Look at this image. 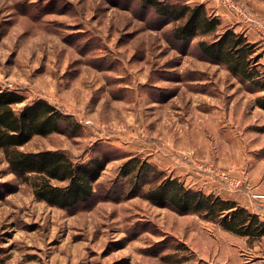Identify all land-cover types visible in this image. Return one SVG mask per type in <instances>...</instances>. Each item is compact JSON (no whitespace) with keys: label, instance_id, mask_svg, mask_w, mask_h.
Listing matches in <instances>:
<instances>
[{"label":"rangeland","instance_id":"rangeland-1","mask_svg":"<svg viewBox=\"0 0 264 264\" xmlns=\"http://www.w3.org/2000/svg\"><path fill=\"white\" fill-rule=\"evenodd\" d=\"M187 1L213 2L222 27L250 29L264 46V0H233L241 12ZM171 30L134 2L0 0V90L25 97L15 109L43 98L78 125L18 149L107 158L93 197L71 212L38 200L0 149V264H264V237L122 196L119 166L138 155L264 220V110L254 103L264 91L202 59L199 37L184 46Z\"/></svg>","mask_w":264,"mask_h":264},{"label":"trees","instance_id":"trees-1","mask_svg":"<svg viewBox=\"0 0 264 264\" xmlns=\"http://www.w3.org/2000/svg\"><path fill=\"white\" fill-rule=\"evenodd\" d=\"M110 1L123 8L134 2L138 11L150 13L158 23L172 24L173 39L184 46L199 37L196 48L202 59L222 64L230 74L247 84L250 91H264V62L260 60L259 45L250 41L243 31L232 26L222 27L221 18L203 2ZM24 99L17 91L0 90V149L9 170L20 182L29 184L38 200L75 211L93 197L94 184L107 158L95 155L79 160L60 150H19L18 147L34 135L45 136L61 130L73 134L78 126L70 115L43 98L15 109ZM254 103L264 110V94L257 95ZM118 175L123 180L120 184L124 198L139 196L179 214H196L239 235L264 237V220L257 213L214 192L187 186L138 155H128L120 164Z\"/></svg>","mask_w":264,"mask_h":264},{"label":"crops","instance_id":"crops-1","mask_svg":"<svg viewBox=\"0 0 264 264\" xmlns=\"http://www.w3.org/2000/svg\"><path fill=\"white\" fill-rule=\"evenodd\" d=\"M198 2H204V1H198ZM205 4H206V5H210V4H213V2H206ZM215 12H216V14L218 13V11H215ZM218 14H219V13H218ZM218 14H217V15H218ZM220 14H223V15L227 16V14H226V12H225L224 10H221ZM222 17H223V16H221L220 18H222ZM232 27H234L235 30H237V29L239 28L238 26H233V25H232ZM241 31H243L242 28H241ZM257 31H258V30H257ZM243 32L246 34L247 38H248L250 41H252V42H256L257 45H259L260 60H263V59H264V46H261L260 41H259V39L257 38L258 35H254V34H253V31L250 30V29L245 30V31H243ZM255 32H256V31H255ZM263 62H264V61H263Z\"/></svg>","mask_w":264,"mask_h":264},{"label":"built area","instance_id":"built-area-1","mask_svg":"<svg viewBox=\"0 0 264 264\" xmlns=\"http://www.w3.org/2000/svg\"><path fill=\"white\" fill-rule=\"evenodd\" d=\"M223 1L228 4V7L230 8L232 7L235 12H241L240 9H238L237 7H235V5H233V0H223Z\"/></svg>","mask_w":264,"mask_h":264}]
</instances>
